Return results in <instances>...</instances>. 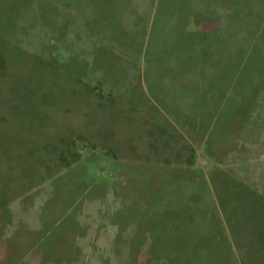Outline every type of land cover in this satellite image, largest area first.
<instances>
[{
	"label": "rangeland",
	"instance_id": "obj_1",
	"mask_svg": "<svg viewBox=\"0 0 264 264\" xmlns=\"http://www.w3.org/2000/svg\"><path fill=\"white\" fill-rule=\"evenodd\" d=\"M0 264H264V0H0Z\"/></svg>",
	"mask_w": 264,
	"mask_h": 264
}]
</instances>
